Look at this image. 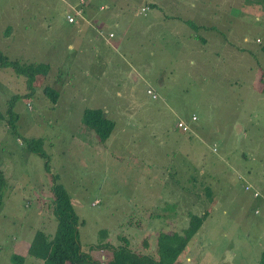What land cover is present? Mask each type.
Wrapping results in <instances>:
<instances>
[{
  "label": "rangeland",
  "instance_id": "obj_1",
  "mask_svg": "<svg viewBox=\"0 0 264 264\" xmlns=\"http://www.w3.org/2000/svg\"><path fill=\"white\" fill-rule=\"evenodd\" d=\"M67 12L83 27L76 30ZM0 49L21 63L48 62L43 81L59 93L52 102L39 84L23 96L25 78L0 67V264H17L13 255L42 264L27 247L35 230L55 233L53 174L82 221V249L97 260L111 251L88 244L117 245L126 235L146 252L143 237L153 247L160 231L181 232L196 213L201 221L180 264H257L264 251V91L256 74L264 69V1L0 0ZM14 94L16 132L5 114ZM86 107L115 120L105 141L82 120ZM26 136L43 138L46 156L27 151Z\"/></svg>",
  "mask_w": 264,
  "mask_h": 264
},
{
  "label": "trees",
  "instance_id": "obj_2",
  "mask_svg": "<svg viewBox=\"0 0 264 264\" xmlns=\"http://www.w3.org/2000/svg\"><path fill=\"white\" fill-rule=\"evenodd\" d=\"M187 22L197 27L192 21ZM0 67H11L18 75L25 78L27 91H25L23 96L33 94L36 85L40 84L42 85V92L52 102L57 100L58 91L43 81L50 70L48 62L21 63L18 60H10L0 49ZM18 96V94H14L10 97L5 111L6 123L15 132L17 131L16 121L18 115L14 111V103ZM3 117L4 115H0V118L3 119ZM82 120H84L87 126L95 130L100 141H105L112 134L115 127V120L106 116L102 107L84 108ZM24 143L26 144L27 151L46 156L43 138L26 136ZM44 165L49 170L47 160ZM51 176L53 179L50 188L53 197V213L58 221L55 233L49 236L44 230L37 229L27 247V252L40 258L42 264H180L190 235L201 221L200 215L191 213L188 225L181 232L160 231L156 236L153 247L145 239L146 252L133 249L126 235L119 236L122 242L117 245L109 241L88 244L87 249L90 250L106 248L111 251L110 255L103 258L102 261L93 259L89 251L81 247L78 224L82 221L79 220L72 197L64 185L58 181V176L55 174ZM4 185L5 176L0 168V197L2 196ZM12 259L17 261V264H20L23 260L18 255H13ZM257 264H264V251L260 253Z\"/></svg>",
  "mask_w": 264,
  "mask_h": 264
},
{
  "label": "crops",
  "instance_id": "obj_3",
  "mask_svg": "<svg viewBox=\"0 0 264 264\" xmlns=\"http://www.w3.org/2000/svg\"><path fill=\"white\" fill-rule=\"evenodd\" d=\"M173 1H175V0H173ZM147 7H148V5H146ZM100 7H101V5H100ZM147 8H145L144 9V11H143V13L145 12V10H146ZM140 11H142V10H140ZM75 22H77L76 24V30H78V28H80V27H83V24H84V21H82L81 20V18L79 17V16H77V18H76V21ZM196 24V23H195ZM196 25H198V26H200L201 25V23H198V24H196ZM109 32H112V31H109ZM109 32H108V35H109ZM191 35H193V32L190 30V33H189V37L191 36ZM109 36H113V33H112V35H109ZM208 39V38H207ZM206 39V40H207ZM201 41L202 42H204L202 39H201ZM201 48H202V46H201ZM264 72V69H260L259 71H257V77H258V80H257V82L258 83H261V89H263V91H264V80H263V75L261 76V74ZM257 86V85H256ZM247 87H249L250 89H251V84H250V82L247 84ZM148 88V87H147ZM146 88V89H147ZM151 88V87H150ZM252 88H255V85L254 84H252ZM196 119H197V116H196ZM245 153L244 152H242V155H244ZM244 170L246 169V167H244L243 168ZM175 206V204H168V206H166L168 209H171V210H173L174 207ZM147 237V236H146ZM145 239L146 238H144L143 237V245H144V247H142V248H146L147 249V247L145 246L146 245V243H145ZM110 242V241H109ZM148 242V241H147ZM149 243V242H148ZM101 250V252H102V250H106L105 248H103V249H100ZM106 254H105V252H104V254H101V258L103 259V258H106V256H105ZM108 255V254H107ZM110 255V254H109ZM108 255V256H109ZM107 256V257H108ZM93 258V257H92ZM93 259H95V258H93Z\"/></svg>",
  "mask_w": 264,
  "mask_h": 264
},
{
  "label": "built area",
  "instance_id": "obj_4",
  "mask_svg": "<svg viewBox=\"0 0 264 264\" xmlns=\"http://www.w3.org/2000/svg\"><path fill=\"white\" fill-rule=\"evenodd\" d=\"M79 1H80V2H83L84 0H79ZM101 7H103V6L101 5ZM145 8H147V6H142V7H141V10L144 11ZM76 18H77V15H76L75 13H72V12H67V13H66V19H67V21H69V22H75V21H76ZM109 35H112V32H109ZM146 91L149 92V93H151L152 96H155V95H156V94L154 93V90H153L152 88H150V87H148V88L146 89ZM192 119H196V115H193V116H192ZM177 125H178L179 127H181L183 130H188V129H189V125H188L185 121H183V120H178V121H177ZM212 150H213V151H216V147H215V146L212 147ZM244 188H246V189H250L251 186H250V184H245V185H244ZM253 194H254L255 196H258L260 193H259L258 190H254V191H253Z\"/></svg>",
  "mask_w": 264,
  "mask_h": 264
}]
</instances>
